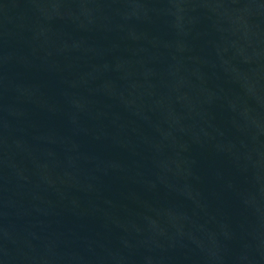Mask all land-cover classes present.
Returning <instances> with one entry per match:
<instances>
[{
	"label": "water",
	"instance_id": "95a60500",
	"mask_svg": "<svg viewBox=\"0 0 264 264\" xmlns=\"http://www.w3.org/2000/svg\"><path fill=\"white\" fill-rule=\"evenodd\" d=\"M0 264H264V0H0Z\"/></svg>",
	"mask_w": 264,
	"mask_h": 264
}]
</instances>
